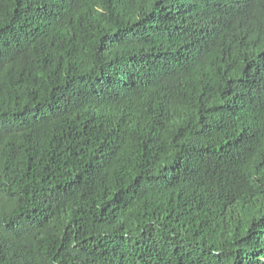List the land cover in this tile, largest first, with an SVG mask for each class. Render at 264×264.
<instances>
[{"label":"trees","instance_id":"trees-1","mask_svg":"<svg viewBox=\"0 0 264 264\" xmlns=\"http://www.w3.org/2000/svg\"><path fill=\"white\" fill-rule=\"evenodd\" d=\"M0 264H264V0H0Z\"/></svg>","mask_w":264,"mask_h":264}]
</instances>
